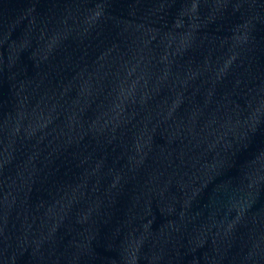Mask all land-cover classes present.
Returning <instances> with one entry per match:
<instances>
[{
	"label": "water",
	"instance_id": "water-1",
	"mask_svg": "<svg viewBox=\"0 0 264 264\" xmlns=\"http://www.w3.org/2000/svg\"><path fill=\"white\" fill-rule=\"evenodd\" d=\"M0 264H264V0H0Z\"/></svg>",
	"mask_w": 264,
	"mask_h": 264
}]
</instances>
